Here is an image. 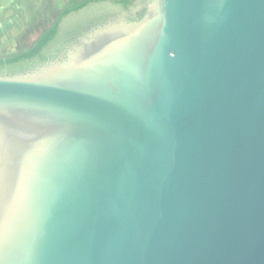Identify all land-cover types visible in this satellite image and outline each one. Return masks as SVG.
Instances as JSON below:
<instances>
[{
    "label": "water",
    "instance_id": "water-1",
    "mask_svg": "<svg viewBox=\"0 0 264 264\" xmlns=\"http://www.w3.org/2000/svg\"><path fill=\"white\" fill-rule=\"evenodd\" d=\"M142 10L0 75V264H264V0Z\"/></svg>",
    "mask_w": 264,
    "mask_h": 264
},
{
    "label": "crops",
    "instance_id": "crops-1",
    "mask_svg": "<svg viewBox=\"0 0 264 264\" xmlns=\"http://www.w3.org/2000/svg\"><path fill=\"white\" fill-rule=\"evenodd\" d=\"M78 1L0 0V56L8 55V57H12L30 50L44 32L52 28L59 20L64 10L70 4ZM66 17L61 20L59 30ZM38 29L43 31L37 37L36 42H33L34 44L30 49L21 52V50L27 47L28 42L34 41V35Z\"/></svg>",
    "mask_w": 264,
    "mask_h": 264
},
{
    "label": "trees",
    "instance_id": "trees-1",
    "mask_svg": "<svg viewBox=\"0 0 264 264\" xmlns=\"http://www.w3.org/2000/svg\"><path fill=\"white\" fill-rule=\"evenodd\" d=\"M104 1L106 0H79L74 4H70L64 10L59 20L52 26V28L44 32V34L40 37V39L30 50L18 55H14L12 57L1 58L0 72L6 68L10 70H18L24 68L25 66H28L37 59H43V53L45 49H47V47H49L50 44L56 39L59 32L60 22L64 17L71 13L78 12L91 4L100 3ZM131 2L132 0H120L119 5H121L124 9H128Z\"/></svg>",
    "mask_w": 264,
    "mask_h": 264
},
{
    "label": "flooded vegetation",
    "instance_id": "flooded-vegetation-1",
    "mask_svg": "<svg viewBox=\"0 0 264 264\" xmlns=\"http://www.w3.org/2000/svg\"><path fill=\"white\" fill-rule=\"evenodd\" d=\"M148 3V0H132L131 4L129 5L128 9H124L122 6V9H124V11H132V10H136L137 12V16L130 18V21H136L139 19V17L142 15V13H139V11H143L142 8L144 6V4L146 5ZM115 14L113 16H103L101 20L96 21L94 24L88 26V28L93 27V26H97L100 25L101 23H104L107 19H112L116 18ZM87 29V28H86ZM86 29L80 31V32H74V34L72 33L70 38L68 40H66L65 45H63L57 52L50 54V55H44L43 59H37L36 61H34L33 63L29 64L28 66H25L24 68L18 69V70H10V69H4L3 71L0 72V75H15V74H20V73H25V72H29L32 71L34 69H36L37 67L42 66L43 64L50 62V61H54L57 59H60L61 55L66 51V49L81 35L85 34ZM59 35V34H58ZM58 37V36H57ZM56 37V39H57ZM55 39V40H56ZM55 40L53 42H55ZM52 42V43H53ZM51 43V44H52ZM50 44V46H51ZM49 46V47H50ZM47 47V49L49 48ZM45 49V50H47Z\"/></svg>",
    "mask_w": 264,
    "mask_h": 264
},
{
    "label": "rangeland",
    "instance_id": "rangeland-1",
    "mask_svg": "<svg viewBox=\"0 0 264 264\" xmlns=\"http://www.w3.org/2000/svg\"><path fill=\"white\" fill-rule=\"evenodd\" d=\"M118 2H119V0H109L108 2H101V3L93 4V5L89 6V7L96 6V5H99V4H106V3H116V4H118ZM86 8H88V7H86ZM74 13H75V12H74ZM70 15H71V14H69V15L63 20L62 24L65 22V20H66ZM61 26H62V25H61ZM42 31H43V30H40V29L36 30V33H35V35H34V36H35L34 41H32V42H28L27 47H25L23 50H21V52L30 49V48L33 46V44L36 42L37 37L42 33ZM33 42H34V43H33ZM10 56H11V55H10ZM2 57H8V55H1L0 58H2Z\"/></svg>",
    "mask_w": 264,
    "mask_h": 264
}]
</instances>
